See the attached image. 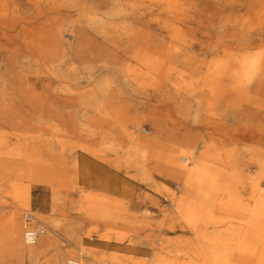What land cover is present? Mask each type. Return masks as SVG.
I'll list each match as a JSON object with an SVG mask.
<instances>
[{
  "label": "rangeland",
  "instance_id": "374dc122",
  "mask_svg": "<svg viewBox=\"0 0 264 264\" xmlns=\"http://www.w3.org/2000/svg\"><path fill=\"white\" fill-rule=\"evenodd\" d=\"M151 1L0 0V264H158L157 255L172 264H210L203 261V250H235L230 223L223 221L226 203L215 187L202 201L204 191L189 189L186 179L173 175L170 156L175 154L186 169L203 162L212 171H229L216 162V152L201 159L196 143L184 135L203 136L202 122L212 103L219 111L228 106H216L208 101V91L196 86L211 60V15L217 22L242 20L260 8L247 0L217 6L209 0L199 4L206 11L192 21ZM126 12L131 14L126 18L130 39L123 30ZM95 13L98 20L91 24L88 16ZM168 44L184 52L175 56L166 50ZM146 57L165 61L166 70L147 69L139 61ZM221 118L225 125L210 126L208 144L221 147L227 131L242 135L238 155L245 179L255 177L258 168L250 159L258 148L245 134L249 122ZM235 147L229 142L226 148ZM80 151L119 167L143 188L135 207L102 195L107 200L101 208L113 217L107 226L86 216L91 207L99 212L104 200L78 183ZM51 175L53 186L46 183ZM35 177L42 181L32 182ZM240 193L250 197L251 190ZM20 194L28 206L18 202ZM197 203L211 215L191 228L182 209ZM232 205L250 208L253 203ZM27 217L32 229L44 230L34 244L26 240ZM12 219H18L21 238L33 253L13 245ZM44 236L48 243L41 245Z\"/></svg>",
  "mask_w": 264,
  "mask_h": 264
},
{
  "label": "bare ground",
  "instance_id": "6f19581e",
  "mask_svg": "<svg viewBox=\"0 0 264 264\" xmlns=\"http://www.w3.org/2000/svg\"><path fill=\"white\" fill-rule=\"evenodd\" d=\"M36 1L44 3L45 0ZM208 1L209 0H195L185 3L183 0H153L150 5L157 8L165 5V11L174 14L186 13L189 20L196 21L198 15L206 11V7L203 9L199 4L205 2L207 5ZM213 1L212 4L215 5L216 3L220 4L223 2L230 4L236 3V0ZM246 3L259 7L260 11L257 13L254 12L249 17L245 15L242 20H225L224 18H219L220 20L218 22L215 20V18H217L216 14L211 15L213 23L211 28L207 29L213 41L207 49L211 60L207 64V69L205 71L206 75L196 83V86L201 92L208 91L210 96L208 97V101L211 100L216 106H218V103L226 102L228 106L226 109L219 111L218 107H213L212 103L207 108L206 117L202 122L206 129V132H203V136L200 137V135L193 134L191 131H187L184 135L185 141L188 143H196L195 153L201 157V159H206L211 155V152H216V162L222 166L225 165V167L228 168L227 170H229L227 172L228 174L221 170L212 171L208 166L203 164L202 161V163L190 167L187 159H183L186 162V166H189V168L186 169L178 162L175 154H171L170 156V163H172V166L175 168V173L174 171L172 172L173 175L177 178L186 179V186L189 189L193 188L197 192L204 191L200 197L202 201L209 199V194L206 190H208L210 186H213L217 191L219 199L226 203L225 206H221L222 212L224 211L227 215L223 218V221L226 220L230 223L231 233L233 235V241L230 242L235 246V250L233 252L216 249L203 250V261H209L210 264H264V190H262V186L264 185V40L261 39V37H264V0H247ZM240 5H242V3ZM130 15L131 14L128 12L121 15L123 20H125V22H123V30L124 34L128 36L127 38L131 37L133 34L131 31L132 27L128 24L129 18L126 19L130 17ZM88 18L91 24H95L98 20V14L95 13L92 16H88ZM113 22L115 23V21ZM236 30H238L237 33ZM183 48L184 47L171 44L166 47V50L179 57V55L184 52ZM139 61L147 69L166 70L168 66L165 61L164 64H161L163 63L162 60L156 62V60L150 57H146L143 60L139 59ZM37 64L39 63L37 62ZM127 69H129V67ZM49 70L52 71L53 69ZM188 87L191 88V86ZM222 115L233 116L235 118L242 117V119L249 122V124L244 126V130L246 131V133H244L250 134L251 141L257 144L258 153L253 154L250 159L258 168L255 177L245 179L242 163L238 155L240 148L238 145L240 141L244 139L242 135L237 134L233 137L231 132L227 131L225 139L221 142V147L213 149L208 144V138L211 136V132L207 131L210 129V126L214 125L216 128H222V126L225 125L220 122ZM159 131L162 132L163 130L160 128ZM229 142L232 146L236 147L234 149H227L226 147ZM41 181L39 177L32 179L34 183H39ZM55 181L56 177L54 175L46 178V183L52 186L55 184ZM241 188H248L251 190L250 197L245 198L242 196L240 193ZM17 200L23 207L29 204V201L23 197L22 194L17 196ZM237 201L239 203L250 201L253 205L250 208L233 206L232 202ZM105 202L106 200L102 201L99 212L95 211L96 208L91 207L86 211V216L98 217L107 226L108 222L113 217L107 209L101 208V206H105ZM182 211L186 213L184 220L191 228L196 227L199 219L201 221H207L211 215V211L207 209L206 206L202 204L199 206L198 203L195 206L188 205L185 209L183 208ZM9 223L12 224V233L14 236L13 245H15L19 251H32L33 248H26L21 238L22 228L18 219H12ZM129 223L132 224L133 222ZM239 234L242 235L241 238L238 237ZM25 236L26 240L32 243L29 236L27 237V231L25 232ZM31 253H33V251ZM155 262L158 264H172L168 262L167 258L160 255L156 256ZM116 263L117 261H113V264ZM68 264L79 263L69 261Z\"/></svg>",
  "mask_w": 264,
  "mask_h": 264
},
{
  "label": "crops",
  "instance_id": "0c3cea01",
  "mask_svg": "<svg viewBox=\"0 0 264 264\" xmlns=\"http://www.w3.org/2000/svg\"><path fill=\"white\" fill-rule=\"evenodd\" d=\"M77 179L85 190L101 195L97 197L107 200V197L129 201L132 207L139 204L143 188L127 176L122 169L109 164L93 153L80 151L76 159ZM43 237V236H42ZM45 237V236H44ZM45 237L41 245L47 244ZM55 264H59L55 262Z\"/></svg>",
  "mask_w": 264,
  "mask_h": 264
},
{
  "label": "built area",
  "instance_id": "2783aa9c",
  "mask_svg": "<svg viewBox=\"0 0 264 264\" xmlns=\"http://www.w3.org/2000/svg\"><path fill=\"white\" fill-rule=\"evenodd\" d=\"M31 222H32V218L27 217L26 224H27V226L29 225V227H26L27 237L29 236L30 241L34 244L37 241V239L39 238V236L44 234V231L38 230V229H32L30 227Z\"/></svg>",
  "mask_w": 264,
  "mask_h": 264
}]
</instances>
